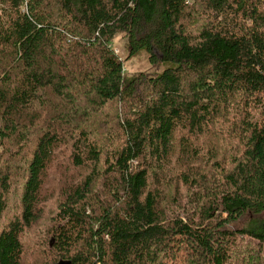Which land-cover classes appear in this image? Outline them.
Returning a JSON list of instances; mask_svg holds the SVG:
<instances>
[{
    "label": "trees",
    "instance_id": "trees-1",
    "mask_svg": "<svg viewBox=\"0 0 264 264\" xmlns=\"http://www.w3.org/2000/svg\"><path fill=\"white\" fill-rule=\"evenodd\" d=\"M2 219L0 264H264V0H0Z\"/></svg>",
    "mask_w": 264,
    "mask_h": 264
},
{
    "label": "rangeland",
    "instance_id": "rangeland-1",
    "mask_svg": "<svg viewBox=\"0 0 264 264\" xmlns=\"http://www.w3.org/2000/svg\"><path fill=\"white\" fill-rule=\"evenodd\" d=\"M124 42H125V39L121 38L120 36H116L112 43V46L118 50L119 55L124 59L123 60V70L126 75H136V74L143 72L146 75L155 76V75H158L166 67V64L160 63L159 61L154 64L151 63L148 58V52L145 49L140 50L137 54L131 55L130 57L126 58L128 51L126 47L124 46ZM49 176L50 177L46 181L44 189L47 193L51 194L53 198H55L59 194L61 188H64V185L68 183L67 182L68 180L65 181L62 177H60V173L57 171V165L55 163L53 167L52 166L50 167ZM194 189L195 188H193V190ZM12 194H14V190ZM10 198L12 197L9 196V199ZM178 198H179V202L181 203V205H183L184 202H186V198L183 195H179ZM9 199H7V204H8V207H11L10 212L13 213L15 209L14 207H12ZM51 208H52V202L48 201V203L45 204L42 218L44 217V215L47 214V212ZM177 212H180L182 216L187 214V211H183V209H177ZM3 220L4 219H2L0 223H3L4 222ZM46 223H48V219H42L39 223L36 224L34 231L37 232V231L44 230L46 227ZM237 241L240 244V248L245 247V245L247 246V248L249 249V252H245L246 256H249V258H252V263L256 262L258 258L254 255V252L259 251L257 246L254 244L256 243V241L251 240L248 236H243V239L238 238ZM36 245H38L39 247L37 246L36 251H33V253L31 252L32 255L30 256L28 255L27 262H25L24 264H44L45 260L46 262L48 261V259H46L45 256H43L40 253V249H42L40 239L37 240ZM144 248H145V245L143 244L139 245L138 249L140 251H139L138 259H139L140 264H149L148 260L142 257V251L144 250ZM175 248L178 252V255L175 258V260L168 259L166 261L168 262V264H184V258H185L184 248H179L177 247V245H175ZM145 251H146V248H145ZM38 252L40 253L39 255H37ZM240 253H241L240 258L245 256V253L241 252V250H240ZM260 255H263L262 251H260ZM235 262L236 260L234 259L231 264H234ZM236 263L239 264L240 261L239 263L238 262Z\"/></svg>",
    "mask_w": 264,
    "mask_h": 264
},
{
    "label": "water",
    "instance_id": "water-1",
    "mask_svg": "<svg viewBox=\"0 0 264 264\" xmlns=\"http://www.w3.org/2000/svg\"><path fill=\"white\" fill-rule=\"evenodd\" d=\"M69 262L67 261H63V262H61V264H68Z\"/></svg>",
    "mask_w": 264,
    "mask_h": 264
},
{
    "label": "built area",
    "instance_id": "built-area-1",
    "mask_svg": "<svg viewBox=\"0 0 264 264\" xmlns=\"http://www.w3.org/2000/svg\"><path fill=\"white\" fill-rule=\"evenodd\" d=\"M115 51L117 52L118 50H117V49H115Z\"/></svg>",
    "mask_w": 264,
    "mask_h": 264
}]
</instances>
